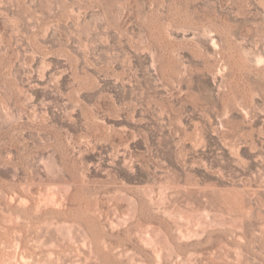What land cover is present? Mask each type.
Returning a JSON list of instances; mask_svg holds the SVG:
<instances>
[{"label": "rangeland", "instance_id": "rangeland-1", "mask_svg": "<svg viewBox=\"0 0 264 264\" xmlns=\"http://www.w3.org/2000/svg\"><path fill=\"white\" fill-rule=\"evenodd\" d=\"M0 264H264V0H0Z\"/></svg>", "mask_w": 264, "mask_h": 264}, {"label": "bare ground", "instance_id": "bare-ground-1", "mask_svg": "<svg viewBox=\"0 0 264 264\" xmlns=\"http://www.w3.org/2000/svg\"><path fill=\"white\" fill-rule=\"evenodd\" d=\"M156 258V257H155Z\"/></svg>", "mask_w": 264, "mask_h": 264}]
</instances>
